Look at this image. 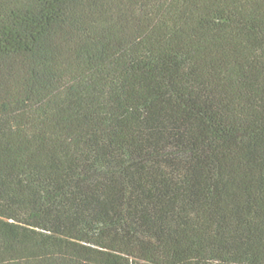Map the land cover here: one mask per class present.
Returning a JSON list of instances; mask_svg holds the SVG:
<instances>
[{"label":"trees","instance_id":"1","mask_svg":"<svg viewBox=\"0 0 264 264\" xmlns=\"http://www.w3.org/2000/svg\"><path fill=\"white\" fill-rule=\"evenodd\" d=\"M0 264H264V0H0Z\"/></svg>","mask_w":264,"mask_h":264}]
</instances>
